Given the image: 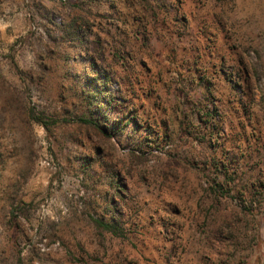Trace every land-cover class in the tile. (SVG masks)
I'll use <instances>...</instances> for the list:
<instances>
[{"label":"rangeland","instance_id":"1","mask_svg":"<svg viewBox=\"0 0 264 264\" xmlns=\"http://www.w3.org/2000/svg\"><path fill=\"white\" fill-rule=\"evenodd\" d=\"M263 78L264 0H0V264H264Z\"/></svg>","mask_w":264,"mask_h":264},{"label":"trees","instance_id":"2","mask_svg":"<svg viewBox=\"0 0 264 264\" xmlns=\"http://www.w3.org/2000/svg\"><path fill=\"white\" fill-rule=\"evenodd\" d=\"M79 30H77L78 32ZM11 62L13 64L14 59L11 56ZM16 66V65H14ZM260 66L258 64L254 65L253 73L254 75H257V77L261 74L259 71ZM264 79V78H263ZM107 78L105 77L103 85H95L94 87V94L93 96H98L97 94H104V92L107 91L106 84H107ZM101 100V99H100ZM28 117L30 120L38 123L39 125L43 126L45 129H48V125L53 122L50 120H47L45 115L43 113H37L33 110V108H29L28 111ZM77 121H80L82 124H85L87 126L93 127L95 129H98L100 132H105V127L103 124L97 122L98 119L95 118L92 115V112L90 113H82V115L77 117ZM257 182L259 181H248L247 179L243 181L242 183V200L240 204L242 205V209H245L247 211H250L254 202L256 201L255 195L257 192L254 191L255 185H257ZM236 185L233 181L229 179H223L221 181H216L213 184H211L210 188L216 195L220 196H226L228 195L233 188H235ZM260 187L264 188V183H260ZM249 195H247V194ZM246 194V195H244ZM120 195V194H119ZM93 222L95 226L102 231H105L109 233L113 237H122L125 234L124 227L122 224L116 219V217H111L110 219L105 218H95L93 219Z\"/></svg>","mask_w":264,"mask_h":264}]
</instances>
